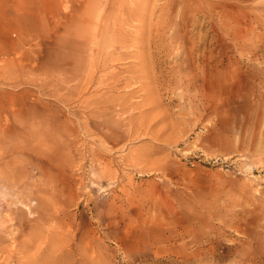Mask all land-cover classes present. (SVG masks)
<instances>
[{"label":"rangeland","instance_id":"374dc122","mask_svg":"<svg viewBox=\"0 0 264 264\" xmlns=\"http://www.w3.org/2000/svg\"><path fill=\"white\" fill-rule=\"evenodd\" d=\"M0 264H264V0H0Z\"/></svg>","mask_w":264,"mask_h":264},{"label":"bare ground","instance_id":"6f19581e","mask_svg":"<svg viewBox=\"0 0 264 264\" xmlns=\"http://www.w3.org/2000/svg\"><path fill=\"white\" fill-rule=\"evenodd\" d=\"M127 7H128V6H127ZM163 8H164V7H163ZM159 28H160V27H159ZM163 28H164V27H163ZM161 30H162V29H161ZM161 30H160V31H161ZM163 30H164V29H163ZM158 32H159V31H158ZM159 35H160V33H159ZM162 35H163V34H162ZM173 36H174V35H173ZM160 37H161V36H160ZM174 37H175V36H174ZM159 40H160V38H159ZM122 41H123V40H122ZM147 41H148V40H147ZM171 41H172V40H171ZM161 42H162V41H161ZM174 42H176V40H175ZM120 43H121V42H120ZM123 43H124V42H123ZM149 43H150V41H149ZM151 43H152V41H151ZM158 43H159V42H158ZM171 43H172V42H171ZM181 43H182V42H181ZM152 44H153V43H152ZM159 44H160V43H159ZM162 44H163V43H162ZM156 45H157V44H156ZM160 45H161V44H160ZM147 47H148V46H147ZM170 47H172V46L170 45ZM148 49H149V48H148ZM148 49H147V50H148ZM150 49H151V47H150ZM150 49H149V51H150ZM162 49H164V48H162ZM165 49H166V48H165ZM170 51H171V50H170ZM126 52H127V50H126ZM126 52H125V53H126ZM168 52H169V51H168ZM148 53H149V52H148ZM150 53H151V51H150ZM179 53H180V52H179ZM202 53H203V52H202ZM121 54H122V53H121ZM121 54H120V55H121ZM118 55H119V54H118ZM98 56H99V55H98ZM183 56H184V55H183ZM185 56H186V55H185ZM119 57H120V56H119ZM178 57H179V56H178ZM105 58H106V57H105ZM98 59H99V57H98ZM98 59H97V61H98ZM182 59H183V58H182ZM203 59H204V58H203ZM62 60H63V59H62ZM110 60H111V59H110ZM63 61H64V60H63ZM87 61H88V60H87ZM104 61H105V60H104ZM107 61H109V60H107ZM107 61H106V62H107ZM85 62H86V61H85ZM98 63H99V62H98ZM84 64H85V63H84ZM104 64H105V63H104ZM82 65H83V64H82ZM88 65H89V64H88ZM134 65H135V63H134ZM106 66H107V65H106ZM135 66H136V65H135ZM183 66H184V65H183ZM98 67H103V66L100 65V66H98ZM136 67H137V66H136ZM180 67H181V66H180ZM199 67H200V66H199ZM87 68H88V66H87ZM89 68H90V66H89ZM133 68H134V67H133ZM133 68H132V69H133ZM137 68H138V67H137ZM202 68H203V67H202ZM202 68H201V69H202ZM204 68H205V67H204ZM85 69H86V68H85ZM103 69H104V68H103ZM138 69H139V68H138ZM138 69H137V70H138ZM182 69H183V67H182ZM201 69H200V71H201ZM93 70H94V69H93ZM95 70H96V69H95ZM98 70H99V69H98ZM133 70H134V69H133ZM185 70H186V69H185ZM185 70H184V71H185ZM202 70H203V69H202ZM86 71H87V70H86ZM134 71H135V70H134ZM84 72H85V70H84ZM92 72H93V71H92ZM94 72H95V71H94ZM185 72H186V71H185ZM87 73H88V72H87ZM113 73H116V72H113ZM140 73H141V72H140ZM183 73H184V72H183ZM119 74H120V73H119ZM119 74H118V75H119ZM93 75H94V74H93ZM178 75H179V74H178ZM89 76H90V75H89ZM107 76H110V75H107ZM107 76H106V77H107ZM91 77H92V74H91ZM84 78H85V77H84ZM104 78H105V77H104ZM107 78H108V77H107ZM82 79H83V77H82ZM95 79H97V78H95ZM102 79H103V78H102ZM108 79H109V78H108ZM111 79H112V77H111ZM117 79H119V78L117 77ZM84 80H85V79H84ZM90 80H91V79H90ZM92 80H93V78H92ZM97 80H98V79H97ZM202 80H203V79H202ZM98 81H99V80H98ZM113 81H115V79H114ZM204 81H205V78H204ZM66 82H67V81H66ZM101 82H102V80H101ZM113 83H114V82H113ZM117 83H118V82H117ZM193 83H194V81H193ZM82 84H83V83H82ZM88 84H89V82H88ZM94 84H95V83H94ZM94 84H93V85H94ZM99 84H100V83H99ZM216 84H217V83H216ZM80 85H81V82H80ZM84 85H85V84H84ZM125 85H126V84H125ZM216 86H217V85H216ZM82 87H83V86H81V88H82ZM86 87H87V86H86ZM91 87H93V86L91 85ZM83 88H85V86H84ZM93 88H94V87H93ZM96 88H97V87H96ZM77 89H78V88H77ZM85 89H86V88H85ZM88 89H89V87H88ZM81 90H82V89H81ZM81 90H80V92H81ZM78 93H79V92H78ZM100 98H101V97H100ZM100 98H99V99H100ZM104 98H105V97H104ZM104 98H102V99H104ZM109 98H110V97H109ZM109 98L107 97L106 100L109 99ZM99 99H98V100H99ZM111 99H113V98H110L109 100H111ZM88 100H89V99H88ZM100 100H101V99H100ZM104 100H105V99H104ZM101 101H102V100H101ZM119 101L121 102V100H118V103H119ZM125 101H126V100H125ZM190 101H192V99H191ZM85 102H87V101H85ZM92 102H93V101H92ZM97 102L100 103V101H97ZM104 102H105V101H103V103H104ZM107 102H108V100L106 101V103H107ZM114 102H115V101H114ZM122 102H124V99H123ZM83 103H84V102H83ZM90 103H91V102H90ZM99 103H98V104H99ZM85 104H86V103H85ZM101 104H102V102H101ZM111 104H112V100H111ZM113 104H115V103H113ZM119 104H121V103H119ZM125 104H126V103H125ZM87 105H88V104H87ZM87 105H86V107H87ZM99 105H100V104H99ZM107 105H108V104H107ZM116 105H117V104H116ZM143 105H144V104H143ZM96 106H98V105H96ZM96 106H95V107H96ZM102 106H103V105H102ZM113 106H114V105H113ZM120 106H122V105H120ZM190 106L192 107L193 105L190 103ZM92 107H93V106H91V109H92ZM98 107H99V106H98ZM100 107H101V106H100ZM100 107H99V108H100ZM105 107H106V106H105ZM138 107H140V106H138ZM88 108H89V107H88ZM88 108H87V109H88ZM121 108H123V107H121ZM134 108H135V107H134ZM136 108H137V107H136ZM89 109H90V108H89ZM94 109H95V110L97 109V111H98V108H94ZM102 109H103V108H101V109H99V110H102ZM103 110H104V109H103ZM123 110H124V109H123ZM92 111H93V109H92ZM92 111H91V112H92ZM138 111H139V110H138ZM141 112H142V110H141ZM93 113H94V112H93ZM95 113H97V112H95ZM83 119H84V118H83ZM137 120H138V119H137ZM128 122H129V121H128ZM129 123H130V122H129ZM133 123H134V122H133ZM143 123H144V122H143ZM138 124H139V121H138ZM140 125H142V123H140ZM81 126H82V125H81ZM146 126H147V125H146ZM146 126H145V127H146ZM129 127H130V125H129ZM131 127H132V126H131ZM135 127H136V126H135ZM138 127H140V126H138ZM130 129H131V128H130ZM135 129H136V128H135ZM138 129H139V128H138ZM133 130H134V129H133ZM136 130H137V129H136ZM131 131H132V130H131ZM141 131H142V129H141ZM134 132H135V131H134ZM134 132H133V135H134ZM139 132H140V129H139ZM146 132H147V131H146ZM131 133H132V132H131ZM137 133H138V131H137ZM135 135H136V133H135ZM115 136H116V135H115ZM136 136H137V135H136ZM107 147H108V146H107ZM110 148H111V147H110ZM108 149H109V148H108ZM135 160H136V159H135ZM135 160H134V161H135ZM135 162H136V161H135ZM134 164H135V163H134ZM3 196H4V195H3Z\"/></svg>","mask_w":264,"mask_h":264}]
</instances>
